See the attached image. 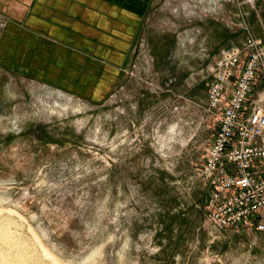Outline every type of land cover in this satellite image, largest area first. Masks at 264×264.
Wrapping results in <instances>:
<instances>
[{
	"label": "rangeland",
	"instance_id": "374dc122",
	"mask_svg": "<svg viewBox=\"0 0 264 264\" xmlns=\"http://www.w3.org/2000/svg\"><path fill=\"white\" fill-rule=\"evenodd\" d=\"M133 1L143 23L102 100L0 61L1 251L25 264H264V233L217 228L198 175L207 66L264 35V0ZM8 22L0 12V34Z\"/></svg>",
	"mask_w": 264,
	"mask_h": 264
},
{
	"label": "crops",
	"instance_id": "0c3cea01",
	"mask_svg": "<svg viewBox=\"0 0 264 264\" xmlns=\"http://www.w3.org/2000/svg\"><path fill=\"white\" fill-rule=\"evenodd\" d=\"M0 12L9 17L0 34L2 63L94 100L122 78L143 23L129 0H0Z\"/></svg>",
	"mask_w": 264,
	"mask_h": 264
},
{
	"label": "built area",
	"instance_id": "2783aa9c",
	"mask_svg": "<svg viewBox=\"0 0 264 264\" xmlns=\"http://www.w3.org/2000/svg\"><path fill=\"white\" fill-rule=\"evenodd\" d=\"M206 70L204 113L213 135L198 169L208 190L204 207L219 229L264 233V42L249 33Z\"/></svg>",
	"mask_w": 264,
	"mask_h": 264
},
{
	"label": "bare ground",
	"instance_id": "6f19581e",
	"mask_svg": "<svg viewBox=\"0 0 264 264\" xmlns=\"http://www.w3.org/2000/svg\"><path fill=\"white\" fill-rule=\"evenodd\" d=\"M9 211V210H8ZM12 212V211H10ZM9 213V212H8ZM13 213V212H12ZM11 213V214H12ZM4 216V215H3ZM5 217V216H4ZM5 220V218H2ZM10 221V219L8 220L7 218V222ZM4 222V221H3ZM10 223V222H9ZM0 225H3L2 223H0ZM9 225V224H8ZM6 225V226H8ZM11 225V224H10ZM4 228H8V227H5ZM3 227L0 228V245L2 244H6L8 245V247L6 248H9V245L11 247L12 245V241H11V233H10V230H5ZM9 229V228H8ZM43 245V244H42ZM2 247V246H1ZM1 247H0V264H25V261L27 259V256L25 254V252L22 250V249H18V251L16 252V254H14V259L13 258H9L11 254H7L4 251H1ZM12 248V247H11ZM44 248V247H43ZM4 249V247H3ZM2 249V250H3ZM10 249V248H9ZM11 250V249H10ZM45 251V250H44ZM47 251V250H46ZM45 251V252H46ZM48 252V251H47ZM44 253V252H43ZM46 255H50V253L46 254ZM51 257V256H50ZM53 259H55L53 257Z\"/></svg>",
	"mask_w": 264,
	"mask_h": 264
},
{
	"label": "trees",
	"instance_id": "16d2710c",
	"mask_svg": "<svg viewBox=\"0 0 264 264\" xmlns=\"http://www.w3.org/2000/svg\"><path fill=\"white\" fill-rule=\"evenodd\" d=\"M174 217H175V219H177V218H180L181 216L180 215H177V216L175 215Z\"/></svg>",
	"mask_w": 264,
	"mask_h": 264
}]
</instances>
